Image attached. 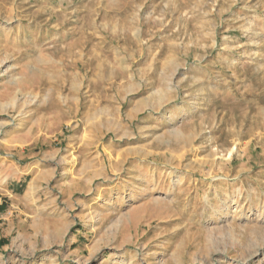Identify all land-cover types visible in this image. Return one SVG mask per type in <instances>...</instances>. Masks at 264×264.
I'll use <instances>...</instances> for the list:
<instances>
[{"label":"rangeland","instance_id":"rangeland-1","mask_svg":"<svg viewBox=\"0 0 264 264\" xmlns=\"http://www.w3.org/2000/svg\"><path fill=\"white\" fill-rule=\"evenodd\" d=\"M0 264H264V0H0Z\"/></svg>","mask_w":264,"mask_h":264}]
</instances>
